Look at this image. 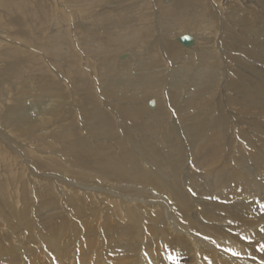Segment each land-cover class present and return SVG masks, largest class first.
<instances>
[{"label": "bare ground", "instance_id": "obj_1", "mask_svg": "<svg viewBox=\"0 0 264 264\" xmlns=\"http://www.w3.org/2000/svg\"><path fill=\"white\" fill-rule=\"evenodd\" d=\"M221 1L0 0V264H264V18Z\"/></svg>", "mask_w": 264, "mask_h": 264}, {"label": "rangeland", "instance_id": "obj_2", "mask_svg": "<svg viewBox=\"0 0 264 264\" xmlns=\"http://www.w3.org/2000/svg\"><path fill=\"white\" fill-rule=\"evenodd\" d=\"M221 1V0H220ZM224 1V2H223ZM231 2L232 1V3L233 2H237L236 4H233L232 5V9H233V15L235 14V13H241V12H243L244 11V9L245 10H249V11H252L253 13H251L254 17L255 16H257V17H260V19H262V18H264V6H261V0H222L221 2L222 3H228V2ZM262 1H264V0H262ZM111 3H113L112 4V6H109V7H116V5H115V1L114 2H111ZM239 5V6H238ZM209 6H210V8H213L212 7V5L211 4H209ZM250 8H249V7ZM230 8V9H231ZM244 8V9H243ZM255 8V9H254ZM241 9L243 10V11H241ZM66 10H68L67 8H66ZM236 10V11H235ZM253 10H256V11H253ZM69 11V10H68ZM263 11V12H262ZM256 12L258 13V15H256ZM255 14V15H254ZM262 14V15H261ZM230 15H232V13H230ZM263 16V17H262ZM262 17V18H261ZM154 18V17H153ZM253 19V18H252ZM155 23V22H154ZM82 25H83V27L84 26H86V23H82ZM82 26H81V30H82V28H83ZM255 29H258V27L257 28H255ZM239 31H240V29H239ZM237 33H235V35H236ZM240 35H242V32H241V34H237L236 36H240ZM246 36H248V33L246 32H243V37H246ZM221 38V37H220ZM227 38H229V37H227ZM233 38H237V37H233ZM248 38H257V36L256 35H253V36H249ZM261 40H264V35H262V37H261ZM231 44H233L232 42H231ZM236 45H238V43H236V41L234 42V46H236ZM233 46V47H234ZM226 48H227V46H226ZM235 49V48H234ZM228 50H232L231 49V47L229 46L228 47ZM233 52H235V51H237L236 49L235 50H232ZM232 54V53H231ZM233 54H236V55H238V54H240V53H233ZM241 55V54H240ZM240 55H238V56H240ZM241 58V57H240ZM243 58V57H242ZM241 58V59H242ZM236 66V65H235ZM167 138H172L170 135L169 136H166V138L165 139H167ZM171 147V146H170ZM173 147V146H172ZM173 151L175 152L176 150H174L173 149ZM166 153V152H165ZM173 156V155H172ZM176 161V160H175ZM177 162V161H176ZM180 163V162H179ZM179 163H175V165H177V166H179Z\"/></svg>", "mask_w": 264, "mask_h": 264}, {"label": "water", "instance_id": "obj_3", "mask_svg": "<svg viewBox=\"0 0 264 264\" xmlns=\"http://www.w3.org/2000/svg\"><path fill=\"white\" fill-rule=\"evenodd\" d=\"M178 41L184 46H190L194 43L193 38L190 35H181L178 37Z\"/></svg>", "mask_w": 264, "mask_h": 264}, {"label": "snow or ice", "instance_id": "obj_4", "mask_svg": "<svg viewBox=\"0 0 264 264\" xmlns=\"http://www.w3.org/2000/svg\"><path fill=\"white\" fill-rule=\"evenodd\" d=\"M234 254H235V253H234ZM169 259H170V260H175V258H174V257H171V256L169 257Z\"/></svg>", "mask_w": 264, "mask_h": 264}]
</instances>
